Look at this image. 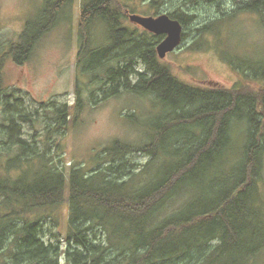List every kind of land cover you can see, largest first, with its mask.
I'll list each match as a JSON object with an SVG mask.
<instances>
[{
  "label": "trees",
  "instance_id": "16d2710c",
  "mask_svg": "<svg viewBox=\"0 0 264 264\" xmlns=\"http://www.w3.org/2000/svg\"><path fill=\"white\" fill-rule=\"evenodd\" d=\"M70 1L48 0L39 23H28L0 56V96L5 55L23 64ZM239 4L264 17V0ZM167 14L183 26L194 18L182 8ZM124 17L114 0H89L81 10L79 62L99 56V65L116 50L118 67L107 73L117 82L113 93L124 87L153 98L160 113L148 126L150 141H116L104 150L113 161L138 151L150 161L128 173L113 164L66 171L41 154L25 158L30 145L18 138L19 152L0 168V264H61L62 257L65 264H250L264 251V85L186 83L159 59L156 47L165 36L137 35ZM99 27L109 31L111 46L94 47ZM137 59L145 71L131 70ZM249 68L254 81H264V66ZM70 116L67 106L58 108V125L67 129ZM9 121L15 126V118ZM36 158L41 168L31 172ZM63 202L69 214L62 250L60 239H45V219Z\"/></svg>",
  "mask_w": 264,
  "mask_h": 264
},
{
  "label": "rangeland",
  "instance_id": "374dc122",
  "mask_svg": "<svg viewBox=\"0 0 264 264\" xmlns=\"http://www.w3.org/2000/svg\"><path fill=\"white\" fill-rule=\"evenodd\" d=\"M47 1L0 0V56L8 51L11 43L19 40L28 23H39ZM88 1L71 0L23 64L5 55L2 67L5 92L0 96V168L19 152V144L13 143L18 142V138L30 145L25 158L36 152L66 171L72 166L91 171L113 164L128 173L141 170L150 161L151 156L142 151L127 153L114 161L104 152L116 141L134 146L149 142L148 126L160 112L154 109L152 97L135 95L124 87L113 93V84L117 82L109 81L107 73L110 67L111 70L118 67L113 56L116 50L99 65V56H86L84 66L80 65L79 25L82 7ZM114 1L126 13L125 25L136 30L137 35L147 30L131 22L129 13L157 16L182 8L194 16L184 25L179 48L159 58L178 79L207 87L235 88L249 83L257 88L264 85L261 79L253 80L249 68L264 66V17L239 9L240 0ZM96 30L94 47L111 46L107 28ZM243 69L250 77H246ZM131 70L145 71L140 59L134 62ZM132 71L133 83L136 75ZM65 106L71 112L67 129L56 120L58 108ZM12 118H15V126L9 121ZM235 136L240 138L241 133L236 131ZM41 164L36 158L31 172L39 170ZM259 200L264 204V180ZM68 214V203L63 202L55 209L54 217L45 219V239L53 243L60 239L62 250L66 248ZM61 264H65L64 257ZM250 264H264V251Z\"/></svg>",
  "mask_w": 264,
  "mask_h": 264
},
{
  "label": "water",
  "instance_id": "95a60500",
  "mask_svg": "<svg viewBox=\"0 0 264 264\" xmlns=\"http://www.w3.org/2000/svg\"><path fill=\"white\" fill-rule=\"evenodd\" d=\"M128 16L131 22L143 26L147 31L156 35H165V38L156 47L160 59L165 58L168 53L176 50L182 44L184 26L167 13L157 16L129 13Z\"/></svg>",
  "mask_w": 264,
  "mask_h": 264
},
{
  "label": "flooded vegetation",
  "instance_id": "af4514ba",
  "mask_svg": "<svg viewBox=\"0 0 264 264\" xmlns=\"http://www.w3.org/2000/svg\"><path fill=\"white\" fill-rule=\"evenodd\" d=\"M137 26H141V25H139V24H136ZM147 32H149V33H152V32H150V31H147Z\"/></svg>",
  "mask_w": 264,
  "mask_h": 264
},
{
  "label": "bare ground",
  "instance_id": "6f19581e",
  "mask_svg": "<svg viewBox=\"0 0 264 264\" xmlns=\"http://www.w3.org/2000/svg\"><path fill=\"white\" fill-rule=\"evenodd\" d=\"M130 39V38H129ZM48 140V139H47ZM36 153V152H35ZM55 156V155H54Z\"/></svg>",
  "mask_w": 264,
  "mask_h": 264
}]
</instances>
